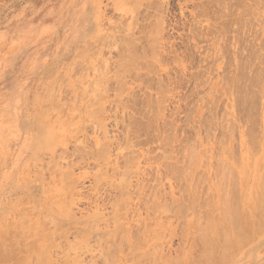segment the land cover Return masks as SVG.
Returning <instances> with one entry per match:
<instances>
[{"label": "rangeland", "instance_id": "1", "mask_svg": "<svg viewBox=\"0 0 264 264\" xmlns=\"http://www.w3.org/2000/svg\"><path fill=\"white\" fill-rule=\"evenodd\" d=\"M126 1L127 0H123V1L121 0H0V160H1L0 161V255H1L0 261L1 264H8L13 256L15 257L19 255L20 251L23 254L20 253V255L18 256L19 258L16 257V259L13 257L14 258L13 261H11L9 264H22V261H24L27 254L29 255L31 249L37 247L38 245L41 246L40 248L42 251L40 259H43L45 256L47 257L50 256L51 259L45 257V260H48V263H52L51 261H53L52 264H107V263L108 264H142V262L144 264H148L149 259H153V258L155 259L156 258L155 256H159V255H160L159 256L160 259L156 260L157 259L156 258L154 261L157 262L154 264H177L176 262L177 259H179L178 264H188L189 263L188 260L190 262L192 260L195 261V262L192 261L189 264H201L200 261H202L203 264H219L220 261L224 259V257L221 254L225 252H226L225 254L228 255L225 256L226 258L228 257L227 260L229 261L230 264H234L237 259L240 260L238 264H250L251 256L254 253L258 255L264 254V230L261 228L262 226L246 225V228H244V232H246V236L243 237L238 235L239 237L238 238L237 234L234 235V233H232L234 232V230L237 231L238 228L236 229V227H232L233 229L231 230L229 225H224L220 223V219H221L220 214H222L223 212L221 211L220 203H222V201H224L228 197V195L236 196V197H239L240 194L243 195L245 198L243 202L247 207V210L248 209L251 210V206L249 203L251 201V198L253 197V193L255 192L253 189L254 187L253 178L255 174L254 164L256 159L258 157L259 158L261 157V153H262L261 144L262 142H264V101L261 103L259 102V104L255 103L256 107L258 105L257 110H255L256 107L253 106L251 114H249V112L245 114L244 111L243 112L240 111V113H238V110H235V107L233 106L234 103H232L231 87L227 86L228 81L223 82L224 79H222L223 75L225 78L229 75L230 72L229 69H231L230 63L232 62V57L230 56V52L231 51L234 52L236 50V49L234 50L233 47L231 48V46L233 45L230 44L229 46V42L226 40L227 38L229 39V41L230 40L233 41L235 39L239 40L242 37L240 36L241 38L238 37L239 38L238 39L235 35H231L230 33L221 34L222 38L220 37L221 35L219 34V32H216V29L214 27L217 26V23L219 27L221 25L220 22L221 21L223 22L224 20L218 17V15L220 16L221 14L219 12L221 8L220 7L219 9H216L214 7H211L209 9L203 8L204 9L203 11V9L201 8L203 7V4L206 0H166V2L164 0H154L155 2H153V0H148V1L134 0L136 1V5L135 3L132 4L131 0H128L129 1L128 3ZM139 1L142 2L140 3ZM150 1H152V3ZM262 1L264 3V0H261L260 5L261 8L263 9L261 8L259 9V13L256 15V19L254 17V19L257 20V22L255 20L254 22L252 19L251 21H253L252 22L253 24L251 23L250 30L245 32L247 34L245 33L241 34L242 36L245 35L246 37L250 34V36H248V38L250 37L249 40H247L248 38L243 37L244 38L243 41H245V43L244 42L242 43V39H241L235 44V46H238V44H243L244 47L245 44L249 45L248 41L249 43H251L252 41L251 33L253 32V29H257L256 28L257 26L258 28L262 29L263 33L261 34L264 35V31H263L264 4L262 5ZM147 2L151 3L153 7H151L152 6L151 5L150 6L151 8L149 9L147 7ZM158 2L161 4L162 2H164L165 4L163 3L164 5L162 4L160 7V4L158 5ZM155 3L157 4V6H159V11L160 8H163L161 9V14L163 13L165 14V16L162 14L161 15L162 18L163 16L164 18L165 17L167 18V19L163 18L164 19L163 21L165 22L163 23V25H161L162 26L161 29H163L161 30V33L162 32L163 33L159 34L157 32L159 35H156L154 37L156 39L153 38L154 33L148 35L146 32H144V30L142 35L145 33L144 34L145 36L143 35L144 39L145 37L147 38L148 36L150 37L151 35V37L154 39L153 41L155 40L157 41V39L159 38L157 43L156 42L155 43L156 44L160 43L161 45L163 44L161 48L160 46L158 48V46L153 42V44L157 46V49H161V50H157L156 48H154L155 46L153 48L151 46L152 52L156 54V52L158 51V53L160 52V54H162L163 48L167 47L168 49H171L168 51V52L171 51L170 52L171 55L169 54L168 56L167 55L164 56L167 61L166 60L164 61L165 58L163 57L164 59L161 62L163 64H161L160 62L157 63L153 59L149 60L150 56H148L146 61H149L150 65L154 67L152 68V66H149L146 69L140 67V64L139 65L137 64L140 67V69L139 67H137L140 72L139 71L138 72L135 71V72L141 74L142 72L144 74L148 73L150 77H152L154 76V74L157 76V73L161 74L162 76H165L164 73L166 71L169 80L163 81L165 82V84H167L166 85L167 89L165 88L166 92L163 91L162 93L160 92L162 91L161 89L160 91H157L155 87L154 88L156 89V91H154L155 89L153 90V87H151L152 89L150 87L145 89L144 87L146 85L145 83H143V81L140 78L139 80L136 79L138 82L134 80L133 77L132 78L124 77L123 79L121 78V80H119L121 76L120 73L121 68H119L116 64V61H114L115 58H117L116 54L118 53L119 49L124 48L125 45L124 39L125 37H128L126 32L131 31L129 29L132 28L137 22L141 20H142L140 23L141 25L137 23L136 24L137 26L135 25L136 27L138 26L140 27L143 24L144 25L146 24L144 23L145 20H143L140 17V16L144 17L143 14L145 13L143 12L147 10L145 12L146 13L150 12L151 14L154 13V11L155 12L158 11V7L155 5ZM143 5H145L148 9L145 8V10H143L144 9ZM164 8L167 10L165 11ZM209 10L211 11V13ZM217 10L219 11L217 12ZM159 11L157 12L156 15L154 14V16L155 17L157 16L156 19L160 20L161 16L159 14L160 13ZM204 14L206 16H204ZM207 14H209V16ZM131 15H133L132 16L133 19ZM134 18L135 19L138 18L136 19L138 21H135ZM130 19H132V21H130ZM152 19H151V24H147L149 27L155 26L154 22L156 19L155 18L153 19L154 22H152ZM211 19L214 20L217 19V20L213 21ZM166 22L168 23V25ZM132 23L135 24L133 25ZM180 23L182 24V26L186 25L185 27H182L183 29H185L184 31L180 30L182 29L181 26H179L181 25ZM257 23H259L260 25H258ZM131 24L133 25L132 27L130 26ZM208 25L210 27H208ZM148 26H146L145 29ZM163 26L166 28L164 29ZM175 26H177L178 28ZM194 27H196L197 29ZM212 28H214L215 30L214 29L212 30ZM233 28H236V25H234ZM133 31L136 30L133 29ZM133 31H131L130 33L134 34ZM212 31H214L213 33L216 32L217 34H215V36L218 35L219 38H221V40L218 37H215ZM191 33H193V36L196 35L197 37L194 36V38H197L198 40L194 39L192 35L190 36ZM199 33H201V35ZM211 34H213L214 38L210 36ZM93 36L97 39H95ZM134 36L136 38L135 44L137 43L139 47L136 46L137 44L135 46L140 51V46L143 43L142 40L143 38L140 37L141 39L140 38L138 39L139 36L137 33H135ZM225 36H226V40L225 43H223L224 42L223 37ZM151 37L150 39H152ZM179 37L182 42L181 45H180L181 42L178 43V41H180ZM186 37L188 38L187 42L184 41L186 40L185 39ZM137 39L140 41V44L139 42H137L138 41ZM212 39H215V42H212L213 41ZM89 40L90 42L95 41L93 42V46L95 45L96 47L92 46V49L94 48L97 49V51L90 50L91 53L93 51L92 53L93 55L91 54V57L90 55H86V57L88 56L89 58H91L90 60L85 56H83L85 53L90 54L88 53V51L85 50L83 51L85 47H88L91 44L89 43ZM104 41L106 43L109 41L108 42L109 44L108 43L104 44L103 45L104 47H102L101 44H103L102 42ZM190 41H191V45L194 46V44H196L197 46L195 45V47H192L193 48L192 49L190 45ZM198 41L202 43H199ZM217 41L218 43L221 42L220 45L217 44ZM145 43L149 44V42H145ZM145 43L142 44L143 47L141 46L143 50ZM175 43L178 44L176 45ZM215 43L217 46L214 48ZM226 43L228 44L229 47V49H227L228 53L227 54L225 53L227 56L228 54L230 56V58L229 56L227 57L228 60L225 59L226 57L225 55L224 58L222 57L224 52L223 54H221L220 52L215 51L219 48V46H223V45L227 46ZM115 44L117 45L119 44L121 47ZM188 44L190 46H188ZM187 46L189 47V50L191 49L190 51L196 53V55L195 54L192 55V56L195 55V57L190 56L192 54L190 51H189L191 53V54L189 53L190 55L186 54L188 51ZM243 46L242 48H240L239 46L238 47L242 49V52L244 51L243 53H245V50H243L244 48ZM179 47L181 50L179 49ZM146 48H147L146 50L151 52L150 51L151 48L149 45L148 47L146 46ZM182 48H184V50L186 49V51L181 53V51H184ZM115 51L117 52L116 54ZM148 51L145 52L147 55H149ZM172 51H175L173 52V54L175 53L176 55L175 58L178 57L177 59H179L180 61L177 59H176L177 61L172 60L174 59L173 57L175 56V55L172 56ZM211 51L213 52V54ZM178 54L182 56L180 57L178 56ZM220 54L223 59L219 56ZM74 55L76 56V58ZM185 55L187 58L188 57L189 58L187 59ZM209 55H211V58L209 57ZM183 56L188 61L186 59L182 60ZM196 56L198 57V59L200 57V59L198 60ZM215 56L216 58H213ZM218 56L219 58H221V60L218 58ZM135 57L138 59L137 55ZM201 58L202 59L207 58V59H205L206 61L205 60L201 61ZM218 59L220 60V62ZM142 60H140L139 58L137 60L138 61L137 63L143 62V64L145 63L147 64L145 59ZM197 60L198 62L199 61L200 62L198 63ZM217 61L218 63H216ZM225 61L229 62V66H227L228 62L226 63ZM155 62L157 64H155ZM168 62L170 64H168ZM189 62L192 63L193 66L192 65L191 66L193 69H191ZM93 64L95 65L98 64V66L97 65L93 66ZM223 64L224 66H222ZM67 65H69L70 67ZM207 65L208 66L210 65L209 67H211L212 65L213 68H208V70H206L208 67ZM261 66H263V64ZM155 67L156 69H158L157 71L159 72L153 70ZM163 67H165V69ZM97 69L100 70L101 72L98 71ZM146 70H152L153 72L156 73H152ZM160 70H162L161 71L162 73L160 72ZM174 70H176V72ZM197 70L203 72L204 75H202L201 73L200 76V73H198L199 71L197 72ZM212 71L215 72L211 73ZM223 71L225 72L223 73ZM97 72H99L101 75H99V73ZM103 72L107 73L105 74L107 78L109 77L112 78L113 76L112 79H108L110 80V82L108 80L106 81V83L102 82L104 80L103 79L101 80L100 76L104 74ZM114 72L117 73V75L114 74ZM177 72L179 74H177ZM193 72L194 73L197 72L196 74L197 75L199 74L198 76L200 78L197 75L196 78L194 75L192 77L191 74ZM62 73L63 76L61 75ZM186 73L188 75L190 73L189 78L187 77ZM172 74L173 75L176 74V78L174 77L172 78L173 76ZM60 75L62 77H60ZM177 76L179 78L182 77V80L181 78L180 80L179 78L177 80ZM153 78L156 83L157 82L160 83L158 80H156L155 76ZM160 78L162 77L160 76ZM171 79L174 81H172ZM175 79L176 82L179 81L177 82L178 87L175 82ZM195 79H197L196 83L193 82L195 81ZM219 79L221 80L222 84L219 83L220 81ZM180 81L183 82L184 85L186 86H184L181 83L182 84L181 87V85L179 84ZM190 82L192 84H190ZM98 83L100 84L98 85ZM223 83L226 84L224 85L225 87L227 86V88H229L226 89L229 92L224 90L225 87L222 86ZM93 84H96V86L98 85L99 89L95 85L94 86L96 89L94 88V86H91ZM88 85L90 86L89 88ZM228 85L230 86V84ZM116 86L121 87V88L118 87V89L121 90L122 94L116 93L115 95L112 92L113 90L114 92H118V91L120 92V90L118 89L116 90L117 88ZM136 87L138 88L137 89L138 91L136 90ZM87 88L88 89L91 88L92 90L91 89H90L91 91L87 90ZM97 89L102 90L104 93L102 91L100 92L97 91ZM139 89L141 90L143 89L142 92ZM150 89L152 92L149 91ZM52 91H54L57 95L54 96V93H52ZM93 91L96 95H98L101 92L102 93L100 94V97L97 96L96 98L95 97L96 95L93 96L94 95V93H92ZM144 91L151 94L150 96H152L151 97L152 99L149 96L151 101L154 102L155 100H157L155 101V104L160 112L159 117H161L158 119V121L160 122V124L158 122V125L159 126L161 125L160 126L161 128L159 127L160 130H158L159 132L157 133V131L155 132L153 130H152L153 132L151 130H150L151 132H149L147 130L149 133H152V135L150 134L149 136L147 135L148 132L145 129H143V127L141 126L144 123L143 118H145L146 119L145 122L148 123V118L149 116H151V113L149 112L147 114L146 113L141 114V112L137 111L138 106L136 107V104L138 105L139 102H140L139 105H141V103L143 104L146 101H148L146 100L147 94L145 93V96L143 94ZM50 92L51 95L54 96V99L52 98V101H50V98L53 96L50 95ZM158 92H160V96L158 95L159 94ZM195 92L198 94L195 95L196 94ZM117 94L119 95L117 96ZM141 94L143 95L141 96ZM85 95L87 98L85 97ZM126 95L127 97L130 96V98L132 99L134 98V101L131 99V101L133 102L130 101L132 105L129 102V97L127 99ZM155 95L158 97L159 100ZM163 95L165 96V98ZM135 97L137 99H135ZM181 97L182 99L183 97H185V102H183L184 99L183 101H179L182 100L180 99ZM40 98H42L41 101L43 104H41ZM161 98L163 99V101H161L162 100ZM88 99L90 102H88ZM60 100L62 102H60ZM204 101H206L205 102L206 104L204 103ZM83 102L85 103L84 106H83ZM117 102L119 103L117 104ZM120 102L124 103L123 106L126 110H123L124 108L121 106L122 103ZM188 102L190 105L188 104ZM182 103L185 104L182 105ZM89 104L92 107H94V111ZM134 104L135 107H132V109L130 108L131 109L130 111L128 107L134 106ZM53 105L55 107H52ZM191 105L193 106L195 105V106L193 107ZM226 105H228L227 106L228 108L226 107ZM202 106L205 107L202 108ZM213 106L216 107L215 110L216 112L213 111L212 113V114L216 113L215 117L213 115L215 119L214 120L212 119V114H209V116L211 117L209 119L213 120V121L211 120V122L216 121L215 123H217L216 119H218L219 122L218 125L215 124L216 126H214L213 125L214 123H212L214 127L211 125V122L207 121L206 119L209 117V116L206 117L207 113H209L208 108L210 109ZM44 107H46V109ZM133 108L137 109L134 110L137 111L138 113L136 112L137 115H135L136 113L133 115L130 113L131 114L130 117L129 116L130 114L128 113L129 111L134 112ZM52 109H54L55 111ZM213 109L215 108L213 107ZM222 109L227 113H223L224 111ZM175 110L178 113H175L176 112ZM204 110H207L208 112H206V114H203L205 112ZM85 113H87L88 115ZM90 113L92 115H90ZM221 113L226 114V116L224 115L223 118L220 117ZM139 114H141L144 117L141 119L142 116H138ZM170 114H173L174 116ZM228 114L230 115V117ZM175 115L177 118L175 117ZM253 115L256 116L257 119L256 117H253ZM238 116L240 118H242L243 116V118L245 117L246 119L248 117V119L247 121L246 119L239 120ZM134 117L135 119L139 120L138 127L142 128V129L136 128L137 129L136 132L135 129H132L135 128L133 127L134 124H130V121L132 122ZM128 120H130L128 123L129 125L125 126ZM175 120L176 122L174 123ZM85 121H86V125H85ZM124 121L126 122L124 123ZM205 121L207 124H205ZM165 122L167 123L169 128L166 126ZM229 124L230 125L232 124L231 126L232 129L234 128V130L230 128L231 126ZM206 125L209 126V129L205 127ZM220 125L225 126V129L220 128L221 127ZM226 125L228 127L230 126L229 129ZM172 129L174 132L172 131ZM227 129L229 132L232 130V132H230V135L227 132ZM138 130L141 131L140 134L139 132H137ZM198 130H200V133ZM216 130L219 132H217ZM145 131L147 132L146 134ZM162 131L163 134H161ZM191 131H193V133ZM164 132H166L167 135L164 134ZM222 132L223 134H221L222 135L221 136L220 133ZM132 133H134L135 136ZM155 133L157 134L160 133V138L158 135H156L157 136L156 137ZM193 134L194 136L191 137V135ZM151 136L154 138H151ZM161 136H163L162 138L164 140L168 139L166 141H169L168 142L169 145L161 138ZM176 136H178V138ZM183 136H185L184 137L185 139L188 137V140H185ZM45 137H49L50 139L48 146L47 144L45 146V143H43V139ZM132 137L134 139H132ZM179 138L180 140H182L183 138V140L180 142ZM160 139H162L163 142ZM215 139L217 140L215 141ZM256 139H258V141ZM123 141L126 143H124ZM250 142L252 144H250ZM233 143L235 144V146L233 145ZM38 144L41 145L40 146L41 148H38L39 147ZM42 144L44 147L42 146ZM101 144L102 145L104 144L103 148L105 145L107 146L105 151L108 149L107 152L108 154H104V153L102 154V152L101 154H98L99 153L98 152L97 153L98 158L94 157L95 151L97 152L98 149L99 150L101 149L100 151L104 150L102 149V147L99 148V145L102 146ZM194 144L196 148L195 146H193ZM165 145L169 147H165ZM187 146H190V148L188 147L189 149H186ZM170 147L173 151L175 150L174 153H172V151L170 153ZM38 149H40L39 152ZM79 150H82L83 153ZM162 150L165 153L168 152V154H171L173 159L171 156L170 158H168L169 155L167 153H166L167 156L164 155L165 153L163 154ZM77 151L79 156L76 155ZM158 154L161 155L160 157L161 160L158 157L159 156ZM101 155L105 156L106 158L104 159V157H102L103 158L102 159ZM232 155L235 157L233 158ZM163 156L165 157L163 158ZM95 158L96 160H94ZM127 159L128 162L130 159V162L128 164L126 162ZM162 160H164L163 163H161ZM165 160L171 166L170 168L166 167V165H168L166 163H165L166 169L163 168L164 165H161L164 164ZM188 163H190V165ZM212 163H215L214 166H212ZM225 163L227 164V167L226 168L224 167L225 171L227 170V168L229 170V171L227 170L228 172H230L231 169L233 170L235 169L233 173H231L233 174L232 176H236L242 168L245 170V172L247 173V177L245 179L246 182H244L243 185L245 186L244 191L243 189L241 190L239 184H237V180L236 182L234 180L232 181V178L234 177H232L230 173L227 174L228 175L227 176L223 174V172L225 171H222V174L220 175V171L223 169L222 165ZM172 166L176 167V169L181 167L179 168L180 170L178 169L180 171V174L179 171H176V169L172 168ZM216 166L219 167L218 170H214L217 168ZM156 169L158 170L156 171ZM182 170L183 173H181ZM215 171H217V173H215ZM237 171L239 172L237 173ZM125 172H126L125 175L127 176L125 175L122 176L120 174V173L124 174ZM166 172H167V176H166ZM181 174L182 175L184 174L183 177H180ZM120 175L122 177H120ZM221 176L228 181L227 182L225 180L226 181L225 184L227 186L224 187V189L226 191L224 189L222 190V197L224 195L225 198L220 197L221 196L220 190L221 188H223L222 182L224 181L222 180L221 182L220 179ZM199 178L201 179V181ZM197 179L199 182L196 181ZM196 182L198 186L197 185L195 186ZM64 183H66L67 185L65 184L66 185L65 186ZM62 184L66 187L65 189ZM200 184L202 187L199 186ZM122 185L124 189H121L123 188ZM184 186L185 188H183ZM115 187L117 188L120 187L119 188L120 190L115 189ZM175 187L176 188L178 187V189L176 190ZM186 187L188 189H186ZM234 187L237 188L235 189L237 190L235 191V193L233 189ZM230 188L232 193L229 192ZM191 189L194 192L191 191ZM198 189H200V191H198ZM178 190L182 191V192L180 191L181 196L179 195L180 192H178ZM239 190L241 191L239 192ZM175 192L178 194H176ZM197 192H199V194ZM172 200L175 202H177L176 200H179V202L176 204L173 203L172 205L171 203L173 202ZM183 200L184 202L185 200L189 201L187 203L190 207L188 205L186 206V202L185 203L182 202ZM201 201H204L205 203L204 202L201 203ZM61 202H63L64 206L66 204L67 205L65 207H62ZM129 202L132 204L130 205ZM151 205H153V207ZM205 205L206 206L210 205L211 207L208 206L206 207ZM155 206L157 207L154 208ZM191 206L196 207L195 215H192L193 208ZM187 207H189L191 210H189V208L187 209ZM65 208L66 209L71 208V209L65 210ZM223 208L224 207L222 206V210ZM204 209L206 210V214H209L211 218L210 219L211 226H208L210 225V222L209 224H207V226L205 225L206 223H208L207 219L209 218L207 217L206 219L207 222H206V220H204L203 217L204 214L201 215L202 211L204 213ZM148 210H150V214ZM62 211L64 212V214L62 213ZM169 211H171L172 213ZM69 212L71 214H68ZM138 212L139 215L137 214ZM168 212H169V216L166 215V213L168 214ZM176 213L179 218L176 217L177 216ZM89 214L91 216L93 215V218ZM64 215L67 216V217L65 216L67 220L65 219V217H63ZM94 215L96 217H94ZM101 215H103V217ZM193 216H195L196 218L194 219ZM199 216H202L203 219ZM51 217L57 220L55 221ZM197 217L198 219L200 218L199 222ZM48 218L50 219L48 220ZM144 218L146 219L144 220ZM147 219L149 221H147ZM171 219L173 220L171 221ZM168 220H170V223ZM178 220L181 221L179 222ZM192 220L194 221L197 220V221L194 222ZM201 220L203 223L201 222ZM42 221L46 225L44 223L42 224ZM46 221L48 222L46 223ZM50 221L52 224L49 223ZM61 222L63 225L61 224ZM117 223L121 224L123 226V227L121 226L123 229L128 228V231L131 230L132 234H135L134 231H136V234L138 235V240L141 241L140 242L141 244L139 245L137 244V239L132 241L133 243H131L130 247H129L130 242H128L129 243L128 244L126 243L127 241H121L120 243L112 242L105 235V232L114 231L115 230L114 225H118ZM182 223H183V227H182ZM147 224L150 225V227ZM214 224H216V226H214ZM107 228L110 230H108ZM251 228L256 231V234L255 231L254 230L252 231ZM201 229L203 230L205 229V231H202V233H200ZM260 229L263 231H261ZM169 230L170 232H168ZM195 230L196 231L200 230V231L196 233ZM222 230L224 231L223 233L228 234L227 242L223 240V237L226 236V234L223 235L221 233ZM102 233H104L103 236H101ZM203 233L205 234L204 236L201 235ZM206 234L208 236H206ZM199 235L201 237H204L205 239L204 245L207 243L208 240L211 249L208 248V245L207 246L205 245L204 247H200L203 245L202 243L204 241L202 240V238L201 240L199 239L200 238ZM159 236H161V238ZM148 237H150V239H148ZM209 237L211 238L212 241L211 240L209 241L210 239ZM217 237L218 239L216 240ZM157 238L158 240H156ZM240 239L241 240L243 239V241L246 240L245 242L242 241L243 244L242 247L239 241ZM225 240L227 239L225 238ZM201 241L203 242L200 243ZM75 242L77 244H74ZM153 243L156 245H154ZM164 243H166L167 245ZM222 243H223L222 246L223 249L221 248ZM224 243L226 244V246L224 245ZM158 244L160 245V247L158 246ZM87 245H89V247ZM230 245L233 247H231ZM15 246L17 249L15 248ZM132 246L134 248V251H131L133 250ZM234 247L237 248L233 249ZM250 248L251 251L249 252V254L246 252L244 255L238 257V253L243 252V250H247V249L250 250ZM13 249L14 251L12 252ZM222 250L223 252H221ZM102 251H104V253ZM144 251H147V254L149 253V255H153V258L148 257V259L147 258L145 259L146 252ZM133 252L135 254L137 253L136 255L139 254L138 257H136V255L133 254ZM219 252H221L220 255L222 257L218 256L217 253ZM107 253H109V255H106ZM141 253L142 255H140ZM31 255L32 253L30 254V256ZM196 255L199 258L198 261H196L197 260ZM163 257L165 260L163 259ZM243 257L246 258V261L241 262ZM6 260H8L9 262L8 261L6 262ZM164 261H166L167 263ZM228 261L225 263V261L223 260V262L220 264H228ZM33 263L35 262L33 261ZM151 264L153 263L151 262Z\"/></svg>", "mask_w": 264, "mask_h": 264}, {"label": "bare ground", "instance_id": "2", "mask_svg": "<svg viewBox=\"0 0 264 264\" xmlns=\"http://www.w3.org/2000/svg\"><path fill=\"white\" fill-rule=\"evenodd\" d=\"M121 1H123V0H121ZM132 1V4L133 3H135V5H136V1H134V0H131ZM134 1V2H133ZM146 1V0H145ZM148 1V0H147ZM165 2H166V0H164ZM127 3L129 2L128 0L126 1ZM140 2V1H139ZM138 2V3H139ZM142 2V1H141ZM140 2V3H141ZM151 3H152V1H150ZM153 2H155L154 0H153ZM137 3V4H138ZM151 3H148L147 2V7L150 9L151 7H153V5L151 4ZM164 2H162V4H163ZM198 3V2H197ZM154 4V3H153ZM160 4V7H161V3H159L158 2V5ZM165 4V3H164ZM163 4V5H164ZM261 0H206L205 2H204V4H203V7L201 8V9H203V8H211V7H214V8H216V9H219V7L221 8V10L219 11V10H217V12L219 11L221 14H220V16L218 15V17H220V19H224L223 20V22L221 21L220 23H221V25L218 27V23H217V26H211V27H214L215 29H216V32H219V34L221 35V34H224V33H230L231 35H235L237 38L239 37V38H241L242 39V43L244 42L245 43V41H243V39L244 38H248V36H250V34L246 37L245 35L244 36H242L241 34H243V33H245L246 31H249L250 30V28H251V23L256 19V15L259 13V9L261 8ZM264 3H263V1H262V5H263ZM145 5H146V3H145ZM145 5H143L144 6V9L143 10H145V8H147ZM152 5V6H151ZM155 5L157 6V4L155 3ZM197 5V4H196ZM140 6V5H139ZM151 6V7H150ZM137 7V6H136ZM142 7V6H141ZM158 7V11H159V6H157ZM197 7V6H196ZM263 7V6H262ZM139 8V7H138ZM147 8V9H148ZM156 8V7H155ZM161 9H163V8H160V16L163 14H161ZM197 9H199V8H197ZM261 9H263V8H261ZM124 10V9H123ZM142 10V9H141ZM154 10V9H153ZM152 10V11H153ZM164 10L166 11L167 9H165L164 8ZM170 10V9H169ZM145 11H147V10H145ZM143 12V13H145V14H143L144 15V17L143 16H140L139 14V16L143 19V20H145V22L144 23H146L145 25L146 26H148L147 24H151V19L154 17L155 19L157 18V16L155 17L154 16V14L156 15L157 14V12H155L154 11V13H151V14H153V15H151L150 14V12ZM164 11V12H165ZM203 11H204V9H203ZM210 11V10H209ZM123 12V11H122ZM137 12H138V9H137ZM260 12H261V10H260ZM131 13V12H130ZM141 13V12H140ZM200 13H201V11H200ZM210 13H211V11H210ZM216 13V12H215ZM132 14V13H131ZM213 14V13H212ZM217 14V13H216ZM215 14V15H216ZM164 16H165V14H163ZM201 15H203V14H201ZM208 16H209V14H207ZM214 15V14H213ZM129 16V15H128ZM133 15H131V17H132ZM139 16H138V18H139ZM159 16V15H158ZM164 16H163V18H164ZM204 16H206L205 14H204ZM130 17V16H129ZM214 17H216V16H214ZM254 17H255V19H254ZM138 18H136V19H138ZM141 18H140V20H141ZM153 18V19H154ZM159 18V17H158ZM161 18H162V16H161ZM160 18V20L159 19H156L155 20V22L153 21V19H152V22H154L155 23V26H151V27H147L146 29H145V25L143 24L142 26H138V27H136L137 25V23L138 24H140L141 23V21H139V22H137L136 24L135 23H132L130 26L132 27V28H128L129 30H131V31H133V29L134 30H136V31H133L134 32V34L135 33H137L138 34V39L141 37V38H143L145 35V33L142 35V33H143V30H144V32H146L148 35L149 34H153L154 33V35H153V38L156 36V35H159L160 33H161V30H163V29H161V25H163V23L165 22V21H163L164 19H167L166 17L163 19H161ZM259 18V17H258ZM257 18V19H258ZM132 19H133V17H132ZM132 19H130V21H132ZM135 18H134V20L135 21H138V20H136ZM253 19V21H251ZM188 20V19H187ZM206 20H208V19H206ZM211 20H213V21H215V20H217V19H211ZM129 21V20H128ZM129 21V22H130ZM134 21V22H135ZM159 21V22H158ZM256 22H257V20H255ZM254 21V22H255ZM167 23V22H166ZM182 23V22H181ZM180 23V24H181ZM219 23V24H220ZM261 23V22H260ZM183 24V23H182ZM182 24L181 25H179V26H181V28L182 27H185L186 25H184V26H182ZM253 24V23H252ZM258 25H260L259 23H257ZM141 25V24H140ZM167 25H168V23H167ZM175 25V24H174ZM192 25H194V24H192ZM234 25H236V28H233V26ZM178 26V25H177ZM177 26H175V27H177ZM77 27V26H76ZM164 27V26H163ZM193 27V26H192ZM208 27H210L209 25H208ZM218 27V28H217ZM260 27V26H259ZM136 28V29H135ZM166 27H164V29H165ZM178 28V27H177ZM180 28V27H179ZM194 28H196V27H194ZM214 28H212V30L214 29ZM253 28V27H252ZM257 29H253V32L251 33V36H252V41H251V43H249V41H248V44L249 45H247V44H245V47L243 46V44H238V46L240 47V48H242V46L244 47L243 48V50H245V53H243L242 52V49H240L238 46H235V44L239 41V40H241V39H239V40H237V39H235V40H233V41H229V39L227 38V40H226V36L225 37H223L224 39V42H223V40H222V42L223 43H225V40L226 41H228L229 42V46H230V44H232L233 46H231V48L233 47L234 48V52L233 51H231L230 52V56L232 57V62L230 63V67H231V69H229V75L226 77V78H228V79H226L225 77H224V75L222 76L223 78L222 79H224L223 80V82L225 81V82H227L228 81V84H230V86L227 84V86L228 87H231V90H232V103H234L233 104V106L235 107V110H238V113H240V111L241 112H245V114L246 113H248L249 112V114H251V112H252V109H253V106H255L256 107V104L255 103H257V104H259V102L261 103V102H263L264 101V85H263V83H264V35L263 34H261V33H263L262 32V29H260V28H258V26L256 27ZM108 29V28H107ZM197 29V28H196ZM196 29H195V31H196ZM208 29V28H207ZM211 29V28H210ZM214 29V30H215ZM180 30H182V31H184L185 29H180ZM190 30H192V29H190ZM189 30V31H190ZM200 30V29H199ZM131 31H128V32H126L127 33V36L128 37H125V41H124V43H125V45H124V48H122V49H119V47H118V49H119V51H118V53L115 51V54L117 55H115L117 58H115V60L114 61H116V64H117V66L119 67V68H121V76H120V78L119 77H117V78H119V80H121V78L123 79L124 77H129V78H134V80H136V79H138L139 80V78L143 81V83H145V89L146 88H151V87H153V90L156 88L157 89V91H160V89L162 90V91H160L161 93L163 92V91H165V88H166V85L167 84H165V82H163V81H166V80H169V78L167 77V73H166V71H165V73H164V75L165 76H162L161 74H158L157 73V76L154 74V76H155V78H156V80H158L160 83H156L155 82V80H154V76H152V77H150V75L148 74V73H146V74H144L143 72H142V74L141 73H136L135 71H139L138 70V68L137 67H139L138 65L140 64V67H143V68H148L149 66H152V65H150V63H149V61H146V59H147V57L148 56H150V59L149 60H151V59H153V60H155L157 63H161L162 61H163V59L165 58L164 56H168L169 54H170V52H168L169 50H171V49H168L166 46V48H163V50H162V54H160V52L158 53V51L156 52V54L154 53V52H152V48L155 46L154 44H156L157 43V41H158V36H157V41L155 40V41H153L154 39H156V38H152L151 37V35H150V37L152 38V39H150V37L148 36L147 38L145 37V39L143 38L142 40H143V43H145V42H149V44L147 43H145V45H144V50H143V43L141 44V46H140V51L136 48V46H138L139 47V45L137 44H135V42H136V38H135V36H134V34L133 33H130ZM138 31V32H137ZM202 31V30H201ZM264 31V30H263ZM77 32V31H76ZM149 32V33H148ZM159 34H158V33ZM191 32V31H190ZM203 32V31H202ZM206 32V31H205ZM211 32V31H210ZM214 31H212V33H213ZM213 33L214 34V36H215V34H217V33ZM141 33V34H140ZM163 33V32H162ZM161 33V34H162ZM207 33V32H206ZM248 33H250V32H248ZM200 35H201V33H199ZM198 34V35H199ZM213 34H211L210 36L211 37H213L214 38V36H213ZM245 34H247V33H245ZM141 35V36H140ZM185 35V34H184ZM192 35V37L194 38V36H196V35H194L193 36V33H191L190 34V36ZM208 35V34H207ZM229 35V34H228ZM147 36V35H146ZM164 36V35H163ZM209 36V37H210ZM241 36V37H240ZM94 37V36H93ZM102 37V36H101ZM110 37V36H109ZM114 37V36H113ZM187 37H189V36H187ZM185 38L186 40H184V41H186L187 42V40H188V38ZM197 37V36H196ZM199 37V36H198ZM215 37H218L219 38V36L218 35H216ZM221 38H222V35L220 36ZM228 37V36H227ZM244 37V38H243ZM74 38H75V36H74ZM92 38V37H91ZM95 38V37H94ZM93 38V39H94ZM98 38H100V37H98ZM140 38V39H141ZM191 38V37H190ZM221 38H219L220 40H221ZM250 38V37H249ZM249 38L247 39V40H249ZM95 39H97V38H95ZM94 39V40H95ZM120 39V38H119ZM137 39V40H138ZM148 39H149V41H148ZM179 39H180V37H179ZM194 39H196V40H198L197 38H194ZM90 40H92V39H90ZM90 40H89V43H91L88 47H85L84 49H83V51L85 50V51H88V53H90V54H87V53H85L83 56H85L86 57V55H90V57H91V54L93 53V51L94 50H96L97 51V49L96 48H94V49H92V46H93V42H95V41H91L90 42ZM99 40V39H98ZM141 40V41H142ZM161 40V39H160ZM166 40V39H165ZM196 40H193V41H196ZM202 40V39H201ZM200 40V41H201ZM213 41L212 42H215V39H212ZM246 40V41H247ZM107 41V40H106ZM110 41V40H109ZM108 41V42H109ZM151 41V42H150ZM177 41V40H176ZM205 41V40H204ZM203 41V42H204ZM219 41V40H218ZM218 41H217V44H219L220 45V43H218ZM100 42V41H99ZM98 42V43H99ZM105 42V41H104ZM104 42H102L103 44H101L102 45V47H104L103 45L104 44H107L106 42L104 43ZM120 42H121V40H120ZM137 42H139V44H140V41L138 40ZM153 42H154V44H153ZM156 42V43H155ZM179 42H181V39H180V41H178V43ZM189 42V41H188ZM199 42V41H198ZM227 42V43H228ZM101 43V42H100ZM150 43H151V45H150ZM178 43H175L176 45L178 44ZM199 43H202V42H199ZM205 43V42H204ZM226 43V45L227 46H225V45H223V46H219V48L217 49V50H215L216 52H220L221 54H223V52H224V54L222 55V57L224 58L225 56V59H227V57L229 56V54H228V56L226 55L228 52H227V49H229V47H228V44ZM97 44V43H96ZM109 44V43H108ZM113 44V43H112ZM160 43H158V44H156L157 46H158V48H159V46H160V48H161V46L163 45H159ZM169 44V43H168ZM167 44V45H168ZM175 44H174V46H175ZM182 44V42L180 43V45ZM193 44H194V42H193ZM86 45V44H85ZM99 45V44H98ZM115 45H117V44H115ZM136 45V46H135ZM148 45L150 46V48H151V46H152V48H151V52H149L148 50H146L147 48H146V46L148 47ZM172 45V44H171ZM190 45H191V41H190ZM189 44H188V46H190ZM195 45L196 44H194V46L193 45H191V48L192 47H195ZM214 45V44H213ZM242 45V46H241ZM95 46V45H94ZM93 46V47H94ZM108 46V45H107ZM107 46H105V47H107ZM117 46H120L119 44L117 45ZM135 46V47H134ZM157 46H155L154 48H156L157 49ZM170 46V45H169ZM179 46V45H178ZM187 46V47H188ZM197 46V45H196ZM217 45H216V43H215V45H214V48L216 47ZM84 47V46H83ZM96 47V46H95ZM98 47V46H97ZM109 47V46H108ZM121 47V46H120ZM181 47V46H180ZM180 47H179V49H180ZM186 47V48H187ZM207 47V46H206ZM86 48H87V50H86ZM89 48V49H88ZM91 48V49H90ZM142 48V49H141ZM149 48V49H150ZM178 48V47H177ZM80 49V48H79ZM117 49V50H118ZM183 50H184V48H182ZM193 49V48H192ZM201 49H202V47H201ZM213 49V48H212ZM90 50H93L92 51V53L90 52ZM142 50V51H141ZM157 50H161V49H157ZM181 50V49H180ZM191 50V49H190ZM189 50V47H188V51H187V55L189 54L190 56H192L193 54H195L196 55V53H194V52H192V51H190ZM146 51H148V54L149 55H147L145 52ZM153 51H154V49H153ZM179 51V50H178ZM186 51V49L184 50V51H181V53L182 52H185ZM190 51V52H189ZM173 52H175V51H172V56H174L175 55V53L173 54ZM212 52V51H211ZM210 52V53H211ZM111 53V52H110ZM180 53V54H181ZM198 53V52H197ZM215 53V52H214ZM226 53V54H225ZM199 54V53H198ZM202 54V53H201ZM212 54H213V52H212ZM211 54V55H212ZM221 54L219 55L220 57H221ZM93 55V54H92ZM101 55H102V53H101ZM105 55V54H104ZM137 55V57H138V59L140 58V60H142V59H145V61L147 62V64L145 63V64H143V62L141 63V62H139V63H137L138 61V59L135 57ZM171 55V54H170ZM195 55L194 56H192V57H195ZM211 55H209V57L211 58ZM225 55V56H224ZM75 56V55H74ZM83 56H81V57H83ZM106 56V55H105ZM178 56H180L179 54H178ZM182 56V55H181ZM180 56V57H181ZM198 56V55H197ZM196 56V58L198 59V57ZM200 56V55H199ZM219 56H218V58H219ZM230 56H229V58H230ZM94 57V56H93ZM135 57V58H134ZM164 57V58H163ZM176 57V55L173 57L174 59H172L173 61L174 60H176L177 58H175ZM185 57H186V55H185ZM184 56H183V58H182V60L183 59H186ZM208 57V58H209ZM221 57V58H222ZM75 58H76V56H75ZM78 58H79V56H78ZM86 58H88L89 60L91 59V58H89L88 56L86 57ZM85 58V59H86ZM189 58V57H188ZM187 58V59H188ZM209 58V59H210ZM213 58H216V56L215 57H213ZM221 58H219L220 60H221ZM222 58V59H223ZM81 59H83V58H81ZM111 59V58H110ZM159 59H160V61H159ZM186 59V60H187ZM199 59H200V57H199ZM198 59V60H199ZM205 59H207V58H205ZM205 59H202L201 58V61L203 60H205ZM218 59V60H219ZM98 60H100V59H98ZM104 60H106V59H104ZM166 60V58L164 59V61ZM177 60H179V59H177ZM176 60V61H177ZM192 60V59H191ZM198 60H197V62H198ZM211 60V59H210ZM212 60H215V59H212ZM220 60H219V62H220ZM228 60V59H227ZM143 61V60H142ZM144 61V62H145ZM167 61V60H166ZM180 61V60H179ZM188 61V60H187ZM186 61V62H187ZM193 61V60H192ZM191 61V62H192ZM206 61V60H205ZM136 62V63H135ZM155 62V64H157ZM172 62V61H171ZM183 62V61H182ZM191 62H189V65L191 66L192 65V63ZM194 62V61H193ZM200 62V61H199ZM198 62V63H199ZM226 62V61H225ZM228 62V61H227ZM226 62V63H227ZM90 63V62H89ZM98 63V62H97ZM149 63V64H148ZM197 63V64H198ZM216 63H218V61L216 62ZM68 64V63H67ZM75 64V63H74ZM77 64V63H76ZM87 64V63H86ZM91 64V63H90ZM99 64V63H98ZM98 64H96L97 66H98ZM138 64V65H137ZM161 64H163V63H161ZM165 64H166V62H165ZM168 64H170L169 62H168ZM220 64H222V63H220ZM263 64V66H261ZM66 65V64H65ZM70 65H71V63H70ZM80 65V64H79ZM95 64H93V66H94ZM95 65V66H96ZM159 65V64H158ZM219 65V64H218ZM67 66H69V65H67ZM75 66V65H74ZM100 66V65H99ZM160 66V65H159ZM193 66V65H192ZM192 66H191V69H193L192 68ZM195 66V65H194ZM208 66V65H207ZM207 66H204V67H207ZM210 66V65H209ZM207 67V69L206 70H208V68H213V66L211 65V67ZM221 66V65H220ZM222 66H224V64L222 65ZM225 66H226V64H225ZM227 66H229V62L227 63ZM227 66H226V68H227ZM70 67V66H69ZM87 67V66H86ZM89 67V66H88ZM106 67V66H105ZM104 67V68H105ZM140 67H139V69H140ZM154 66H152V68H153ZM181 67H183V66H181ZM198 67V66H197ZM216 67H218V66H216ZM107 68V67H106ZM119 68H118V70H119ZM164 69H165V67H163ZM189 68V67H188ZM203 68V67H202ZM229 68V67H228ZM79 69V68H78ZM100 69H102V68H100ZM117 69V68H116ZM196 69V68H195ZM219 69V68H218ZM80 70V69H79ZM98 70V69H97ZM153 70H155L156 72H159V71H157L158 69H156V67L153 69ZM170 70V69H169ZM213 70V69H212ZM228 70V69H227ZM98 71H100V70H98ZM104 71V70H103ZM107 71V70H106ZM117 71V70H116ZM142 71V70H141ZM146 71H150V72H152V73H156V72H153L152 70H146ZM162 70H160V72H161ZM175 72H176V70H174ZM199 70H197V72H198ZM211 71V70H210ZM96 72V71H95ZM101 72V71H100ZM108 72V71H107ZM110 72V71H109ZM118 72V71H117ZM140 72V71H139ZM145 72V71H144ZM197 72H193L191 75H192V77H193V75L195 76V78L199 75H197L196 73ZM213 72H215V71H212L211 73H213ZM222 72V71H221ZM225 71H223V73H224ZM97 73H99V72H97ZM104 73V72H103ZM151 73V74H152ZM162 73V72H161ZM173 73V72H172ZM179 73H180V71H179ZM178 72H177V74H179ZM198 73H200V76H201V73H202V75H204V73L203 72H198ZM222 73V74H223ZM90 74V73H89ZM105 74H107V73H104L102 76H100V79L102 80H104V81H102V82H104V83H106V81L108 80V79H112L113 78V76H112V78L111 77H109V78H107V76H105ZM109 74V73H108ZM113 74V73H112ZM114 74H116L117 75V73H115L114 72ZM171 74V73H170ZM169 74V75H170ZM187 74V73H186ZM207 74V73H206ZM215 74V73H214ZM62 76H63V73L61 74ZM60 75V77H62ZM93 75H94V73H93ZM98 75V74H97ZM99 75H101L100 73H99ZM153 75V74H152ZM173 75V74H172ZM197 75V76H196ZM221 75V74H220ZM119 76V75H118ZM160 76L162 77V78H160ZM181 76H182V74H181ZM186 76V75H185ZM189 76H190V73H189V75L187 74V77L189 78ZM211 76H212V74H211ZM215 76V75H214ZM99 77V76H98ZM158 77V78H157ZM176 78V74H174L173 76H172V78ZM192 77H191V79H192ZM199 77V76H198ZM95 78H97V77H95ZM117 78H116V80H117ZM178 76H177V80H178ZM181 78V80H182V77H180ZM180 78H179V80H180ZM186 78V77H185ZM200 78V77H199ZM198 78V79H199ZM205 78V77H204ZM214 78V77H213ZM212 78V79H213ZM114 79H115V77H114ZM191 79H188V80H191ZM220 79H221V77H220ZM219 79V80H220ZM62 80V79H61ZM101 80H100V83H101ZM154 80V81H153ZM172 80V79H171ZM187 80V81H188ZM196 80L197 79H195V81H193V82H195L196 83ZM98 81V80H97ZM109 82H110V80H108ZM113 81H115V80H113ZM137 81V80H136ZM136 81H134V82H136ZM172 81H174V80H172ZM187 81H186V83H187ZM53 82V81H52ZM63 82H64V80H63ZM62 82V83H63ZM77 82V81H76ZM88 82V81H87ZM133 82V83H134ZM138 82V81H137ZM140 82V81H139ZM175 82H176V79H175ZM175 82H172V83H175ZM177 82H179V81H177ZM176 82V84H177V87H178V83ZM184 82H185V80H184ZM192 82V81H191ZM190 82V84H192ZM94 83H96V82H94ZM100 83H98V85L100 84ZM142 83V84H143ZM163 83H164V85H163ZM184 85V83L183 82H181L180 81V85H181V87H182V84ZM185 83V84H186ZM219 83H221V80L219 81ZM137 84V83H136ZM171 84V83H170ZM222 84V83H221ZM96 86V84H93V85H91V86ZM98 85L96 86V87H98ZM102 85V84H101ZM175 85V84H174ZM173 85V86H174ZM193 85H195V84H193ZM224 85H226V84H224L223 83V85L222 86H224ZM55 86V85H54ZM95 86H94V88H95ZM126 86V85H125ZM176 86V85H175ZM184 86H186V85H184ZM227 86L225 87V89L224 90H226V89H229V88H227ZM65 87V86H64ZM90 86L88 85V88H89ZM117 88H116V90L118 89V87L119 86H116ZM137 87H138V85H137ZM136 87V90L138 89ZM141 87H142V85H141ZM140 87V88H141ZM155 87V88H154ZM164 89H163V88ZM49 88H51V87H49ZM48 88V89H49ZM87 88V90H90V89H88ZM115 88V87H114ZM119 88H121V87H119ZM132 88H134V87H132ZM174 88H176V87H174ZM180 88V87H179ZM178 88V89H179ZM185 88V87H184ZM183 88V89H184ZM194 88V87H193ZM96 89V88H95ZM98 89H99V87H98ZM97 89V91H102V90H98ZM103 89V88H102ZM104 89H106V88H104ZM152 89V88H151ZM151 89L149 90V91H151ZM156 89L154 90V91H156ZM167 89V88H166ZM42 90V89H41ZM65 90V89H64ZM92 90V89H91ZM90 90V91H91ZM115 90V91H116ZM118 90H120V89H118ZM141 92H142V90L141 89H139ZM170 90V89H169ZM175 90V89H174ZM95 91V90H94ZM94 91L92 92V93H94ZM123 91V90H122ZM138 91V90H137ZM140 91H139V93H140ZM182 91V90H181ZM195 91V90H194ZM226 91H228V90H226ZM103 92V91H102ZM101 92V93H102ZM107 92H108V90H107ZM115 95H116V93H119V94H122V92H121V90H120V92L118 91V92H114V90L112 91ZM152 92V91H151ZM160 92H158L159 94V96H160ZM166 92V91H165ZM169 92V91H168ZM171 92V91H170ZM229 92V91H228ZM43 93V92H42ZM52 93H54V96L55 95H57L54 91H52ZM101 93H97L98 95H96L95 93H94V95L93 96H95L96 98H97V96L98 97H100V94ZM104 93V92H103ZM145 93L147 94L146 95V97H147V99L146 100H148V101H146L145 103H141V105H139L140 104V102L138 103V105L136 104V107L138 108V110L137 109H135V108H133V110L135 109V110H137V111H139V112H141V114H147V113H151V116H149V118H148V123H146L145 122V118H143L144 116H142L141 114H139L138 116H142L141 117V119L143 118V120H144V123H143V125L141 126V127H143V129H145L146 131L148 130L149 132H151L152 130L153 131H157V133L159 132L158 130H160V126L158 125V119L159 118H161V117H159L160 116V112H159V110H158V108H157V106H156V104H155V101H157V100H155L154 102L153 101H151L150 100V98L152 97V96H150L151 94L150 93H147V92H145L144 91V96H145ZM196 93V92H195ZM200 93V92H199ZM46 94V93H45ZM113 94V95H114ZM119 94H117V96L119 95ZM127 94V93H126ZM143 94H141V96L143 95ZM163 94H165V93H163ZM198 93H196L195 95H197ZM213 94V93H212ZM42 95V94H41ZM49 95V94H48ZM50 95H51V92H50ZM49 95V96H50ZM90 95V94H89ZM91 95V96H92ZM104 95V94H103ZM103 95H101V96H103ZM105 95H106V92H105ZM104 95V96H105ZM128 95V94H127ZM127 95H126V97H127ZM139 95V94H138ZM138 95H136V96H138ZM157 95V94H156ZM155 95V96H156ZM44 96V95H43ZM51 96H53V95H51ZM54 96L53 97H51L50 98V101H52V98L54 99ZM112 96V95H111ZM149 96H150V98H149ZM164 96V95H163ZM224 96V95H223ZM85 97H86V95H85ZM84 97V98H85ZM94 97V98H95ZM106 97V96H105ZM115 97V96H114ZM129 97V102L131 101V99L132 98H130V96H128ZM128 97H127V99H128ZM140 97V96H139ZM157 97V96H156ZM155 97V98H156ZM162 97V96H161ZM47 98H49V97H47ZM46 98V99H47ZM79 98V97H78ZM87 98V97H86ZM90 98V97H89ZM95 98V99H96ZM104 98V97H103ZM123 98H124V96H123ZM164 98H165V96H164ZM114 99V98H113ZM135 99H137L136 97H135ZM152 99V98H151ZM157 99H158V97H157ZM162 99V98H161ZM160 99V100H161ZM180 99H182V97L180 98ZM183 99H184V101H183ZM183 99L182 100H179V101H183V102H185V97H183ZM42 100V98H40V101ZM68 100V99H67ZM117 100V99H116ZM133 101H134V98L132 99ZM159 100V99H158ZM126 101V100H125ZM124 101V102H125ZM133 101H131V102H133ZM161 101H163V99L161 100ZM228 101H229V98H228ZM60 102H62L61 100H60ZM71 102V101H70ZM69 102V103H70ZM88 102H90L89 101V99H88ZM114 102V101H113ZM127 102H128V100H127ZM130 102V104L132 105V103ZM142 102V101H141ZM206 101H204V103H205ZM224 102V101H223ZM119 102H117V104H118ZM120 103H122V102H120ZM181 103V102H180ZM187 103V102H186ZM203 103V104H204ZM41 104H43L42 103V101H41ZM84 102H83V106H84ZM88 104V103H87ZM92 104V103H91ZM123 104L124 103H122V107L124 108V106H123ZM126 104V103H125ZM183 104H185V103H182V105ZM188 104H189V102H188ZM192 104V103H191ZM206 104V103H205ZM204 104V105H205ZM90 105V104H89ZM93 105V104H92ZM101 105V104H100ZM163 105V104H162ZM181 105V104H180ZM181 105V106H182ZM190 105V104H189ZM188 105V106H189ZM87 106V105H86ZM91 106V105H90ZM89 106V107H90ZM94 106H95V103H94ZM191 106H193V105H191ZM191 106H190V108H191ZM195 106V105H194ZM193 106V107H194ZM208 106V105H207ZM228 105H226V107H227ZM36 107V106H35ZM52 107H55L54 105L52 106ZM60 107V106H59ZM75 107V106H74ZM97 107V106H96ZM100 107V106H99ZM132 107H135V104H134V106H131V107H128V109H132ZM200 107V106H199ZM205 106H202V108H204ZM213 107L215 108V109H213ZM213 107H211L210 109H211V111H210V109L208 108V111H209V113H207V116L206 117H208L209 116V114H212L213 113V111H215L216 110V107L215 106H213ZM257 107H258V105H257ZM257 107H256V109L255 110H257ZM45 109H46V107H44ZM91 108H93V111H94V107H92L91 106ZM228 108V107H227ZM233 108V107H232ZM36 109V108H35ZM61 109H63V108H61ZM67 109V108H66ZM96 109V108H95ZM131 109H130V111H131ZM173 109V108H172ZM175 109V108H174ZM187 109V108H186ZM42 110H43V107H42ZM52 110H54V109H52ZM57 110V109H56ZM91 110V109H90ZM100 110V109H99ZM98 110V111H99ZM123 110H126L125 108L123 109ZM132 110V111H133ZM134 110V112H130L129 111V113L128 114H135L137 111H135ZM154 110H156V111H154ZM178 110V109H177ZM184 110H185V108H184ZM223 110V109H222ZM221 110V111H222ZM228 110V109H227ZM254 110V111H255ZM35 111V110H34ZM55 111V110H54ZM89 111V110H88ZM117 111V110H116ZM173 111V110H172ZM176 111V110H175ZM179 111V110H178ZM191 111H192V109H191ZM202 111V110H201ZM205 112L203 113V114H206V112H208L207 110H204ZM224 111V110H223ZM234 111V110H233ZM126 112V111H125ZM216 112V111H215ZM39 113H40V111H39ZM47 113H49V112H47ZM58 113V112H57ZM64 113V112H63ZM89 113V112H88ZM92 113V112H91ZM90 113V115H92ZM97 113V112H96ZM113 113V112H112ZM138 113V112H137ZM137 113L135 114V115H137ZM175 113H178L177 111L175 112ZM223 113H227V112H223ZM237 113V114H238ZM44 114V113H43ZM85 114H87V113H85ZM122 114V113H121ZM131 114L129 115L130 117H131ZM215 114L216 113H214V114H212V119L214 120L215 118ZM222 114V113H221ZM220 114V117H222L223 118V116L225 115L226 116V114H222L221 115ZM35 115V114H34ZM38 115V114H37ZM88 115V114H87ZM116 115V114H115ZM158 115V116H157ZM170 115H173V114H170ZM184 115V114H183ZM187 115V114H186ZM213 115H214V117H213ZM229 115V114H228ZM235 115V114H234ZM255 115V114H254ZM253 115V117H256V116H254ZM256 115H257V113H256ZM47 116V115H46ZM148 116V115H147ZM174 116V115H173ZM199 116H200V114H199ZM203 116V115H202ZM237 116V115H236ZM235 116V117H236ZM248 116V115H247ZM246 116V117H247ZM133 117V116H132ZM175 117H176V115H175ZM229 117H230V115H229ZM239 117V116H238ZM237 117V118H238ZM177 118V117H176ZM184 118V117H183ZM209 118H211L210 116L208 117V118H206L207 119V121H210L211 122V120L209 119ZM216 118H217V116H216ZM179 119V118H178ZM240 119H246L245 117L243 118V116H242V118H240L239 117V120ZM247 119H248V117H247ZM247 119H246V121H247ZM256 119H257V117H256ZM138 119H135V117H134V119H133V121L131 122L130 120H128L127 122L126 121H124V123L126 122V125L125 126H127V125H129L128 123H129V121H130V124H134L133 125V127H135V128H132V129H135V132H136V130L139 128L138 126H139V120L137 121ZM177 120V119H176ZM176 120L174 121V123L176 122ZM212 120V121H213ZM217 120V123H215V122H211V125H212V123H214L213 125L214 126H216V125H218V119H216ZM227 120V119H226ZM250 120V119H249ZM254 120V119H253ZM91 121V120H90ZM121 121H122V119H121ZM141 121V120H140ZM178 121V120H177ZM180 121V120H179ZM185 121H186V119H185ZM220 121V120H219ZM163 122V121H162ZM161 122V123H162ZM254 122V121H253ZM97 123H99V122H97ZM230 123V122H229ZM242 123H243V121H242ZM94 124V123H93ZM159 124H160V122H159ZM165 124H166V126L168 127V125H167V123L165 122ZM164 124V125H165ZM203 124V123H202ZM205 124H207L206 123V121H205ZM216 124V125H215ZM85 125H86V121H85ZM105 125V124H104ZM158 125V126H157ZM163 125V126H164ZM204 125V124H203ZM212 125V126H213ZM222 125V124H221ZM220 125V126H221ZM228 125V124H227ZM226 125V126H227ZM230 125V124H229ZM232 125V124H231ZM230 125V126H231ZM36 126V125H35ZM94 126V125H93ZM131 126V125H130ZM170 126V125H169ZM177 126V125H176ZM213 126V127H214ZM220 126H218V127H220ZM229 126V127H230ZM95 127V126H94ZM104 127V126H103ZM132 127V126H131ZM130 127V128H131ZM160 127V128H159ZM165 127V126H164ZM205 127H207L208 129H209V126L208 125H206ZM211 127V126H210ZM217 127V128H218ZM228 127V126H227ZM229 127H228V129H229ZM234 127H235V125H234ZM67 128V127H66ZM101 128H102V126H101ZM105 128V127H104ZM137 128V129H136ZM156 128V129H155ZM159 128V129H158ZM169 128V127H168ZM179 128H181V127H179ZM207 128H206V130H207ZM220 128H223V129H225V126H221ZM231 129H232V126L230 127ZM139 129H142V128H139ZM155 129V130H154ZM211 129V128H210ZM212 129H214V128H212ZM215 129H216V127H215ZM228 129H227V132L229 133V135H230V132H232V130H234V128L229 132L228 131ZM255 129V128H254ZM64 130V129H63ZM100 130V129H99ZM151 130V131H150ZM182 130V129H181ZM219 130V129H218ZM222 130V129H221ZM220 130V131H221ZM101 131H102V129H101ZM145 131V134L148 132H146ZM152 131V132H153ZM172 131H173V129H172ZM199 131V133H200V130H198ZM214 131V130H213ZM217 131V130H216ZM236 131V130H235ZM137 132H139V134H140V130H138ZM148 132V136L151 134L152 135V133H149ZM174 132V131H173ZM192 133H193V131H191ZM202 132H203V130H202ZM217 132H219V131H217ZM103 133H104V131H103ZM157 133H155V136L156 135H158L159 136V138H160V133L159 134H157ZM170 133V132H169ZM182 133V132H181ZM236 133V132H235ZM132 134H134V133H132ZM131 134V135H132ZM161 134H163V131H162V133ZM164 134H166L167 135V133L166 132H164ZM172 134V133H171ZM183 134V133H182ZM209 134V133H208ZM221 134H223V132L222 133H220V135ZM225 134V133H224ZM146 135V136H147ZM165 135V136H166ZM177 135V134H176ZM184 135V134H183ZM134 136H135V134H134ZM153 136H154V133H153ZM170 136V135H169ZM178 136H179V134H178ZM178 136H176L177 138H178ZM194 136V134L193 135H191V137H193ZM222 136V135H221ZM157 137V136H156ZM163 136H161V138H162ZM185 136H183V138H184ZM187 137V136H186ZM188 137H189V135H188ZM188 137L185 139V140H188ZM211 137V136H210ZM233 137V136H232ZM104 138V137H103ZM151 138H154V137H152L151 136ZM165 138H167V137H165ZM183 138H182V140H183ZM216 138H217V136H216ZM108 139V138H107ZM132 139H134L133 137H132ZM163 139V138H162ZM162 139H160V140H162ZM172 139V138H171ZM206 139V138H205ZM224 139V138H223ZM159 140V141H160ZM164 140V139H163ZM163 140H162V142H163ZM166 140H168V139H166ZM166 140H164L168 145H169V141H166ZM179 140H180V138H179ZM182 140H180V142L182 141ZM202 140V139H201ZM217 139H215V141H216ZM220 140V139H219ZM257 141H258V139H256ZM49 141H50V139H49V137H45L44 139H43V143H45V146H46V144H47V146H48V144H49ZM104 141V140H103ZM126 141V140H125ZM147 141V140H146ZM151 141V140H150ZM204 141V140H203ZM221 141V140H220ZM235 141V140H234ZM251 141V140H250ZM52 142V141H51ZM124 142V141H123ZM156 142H157V140H156ZM165 142H164V144H165ZM189 142V141H188ZM191 142V141H190ZM233 142V141H232ZM245 142V141H244ZM98 143H99V141H98ZM108 143V142H107ZM106 143V144H107ZM124 143H126V142H124ZM151 143V142H150ZM194 143H196V142H194ZM105 144V143H104ZM103 144V145H104ZM174 144V143H173ZM192 144V143H191ZM190 144V145H191ZM250 144H252L251 142H250ZM39 145V147L38 148H41L40 146V144H38ZM102 145V144H101ZM103 145L102 146H100L99 145V148L100 147H102V149H104L103 151H100L99 149L97 150V152L95 151V156L94 157H97L98 156V154H101V152H102V154L104 153V154H108L107 152H108V149L105 151V149L107 148V146L105 145L104 146V148H103ZM108 145V144H107ZM118 145V144H117ZM233 145L235 146V144L233 143ZM42 146H43V144H42ZM115 146V145H114ZM193 146H195V144L193 145ZM217 146V145H216ZM232 146V145H231ZM44 147V146H43ZM165 147H169V146H167V145H165ZM190 148V146H187V148L186 149H189ZM253 147H254V145H253ZM252 147V148H253ZM257 147V146H256ZM78 148V147H77ZM76 148V149H77ZM174 148V147H173ZM179 148V147H178ZM177 148V149H178ZM195 148H196V146H195ZM261 148H262V153H261V157L259 158H257L256 159V161H255V164H254V166H255V174H254V178H253V180H254V187H253V189H254V193H253V197L251 198V201H250V206H251V210H247V207L245 206V204H244V202H243V200L245 199L244 198V196L243 195H241L240 194V196L239 197H236V196H231V195H228V197L224 200V201H222V203H220V208H221V211H223L222 212V214H220L221 215V219H220V223H222V224H224V225H229L230 226V228H231V230L233 229L232 227H236V229H237V231L236 230H234V232H232V233H234V235H236L237 234V237H238V235L239 236H243V237H245L246 236V232H244V228H246V225H252V226H262L261 228L264 230V152H263V150H264V142H262V144H261ZM79 149V148H78ZM82 149V148H81ZM85 149V148H84ZM84 149H83V151H84ZM180 149V148H179ZM194 149V148H193ZM204 149V148H203ZM39 150L40 149H38V152H39ZM181 150V149H180ZM192 150V149H191ZM195 150V149H194ZM76 151V150H75ZM79 151H81L82 153H83V151L82 150H79ZM93 151V150H92ZM131 151V150H130ZM171 151H172V153H174L175 152V150L173 151L172 149H171V147H170V153H171ZM177 151V150H176ZM193 151V150H192ZM214 151V150H213ZM218 151V150H217ZM248 151V150H247ZM246 151V152H247ZM37 152V153H38ZM80 152V153H81ZM99 152V153H98ZM106 152V153H105ZM162 152H163V150H162ZM254 152V151H253ZM34 153V152H33ZM84 153H86V152H84ZM92 153V152H91ZM98 153V154H97ZM165 152H163V154H164ZM167 154H168V152H166ZM166 153L164 154V155H166ZM178 153V152H177ZM176 153V154H177ZM179 153H180V151H179ZM214 153V152H213ZM88 154V153H87ZM97 154V155H96ZM132 154V153H131ZM76 155H78V151H77V153H76ZM84 155V154H83ZM90 155V154H89ZM88 155V156H89ZM159 155V154H158ZM169 155V157L168 158H170V156H171V154H168ZM175 155V154H174ZM213 155V154H212ZM252 155V154H251ZM250 155V156H251ZM79 156V155H78ZM92 156H93V154H92ZM167 156V155H166ZM176 156V155H175ZM185 156V155H184ZM204 156V155H203ZM249 156V155H248ZM34 157H35V155H34ZM86 157V156H85ZM91 157V156H90ZM102 157H104V159L106 158L105 156H103V155H101V158ZM122 157V156H121ZM159 158L161 157V155H159L158 156ZM165 156H163V158H164ZM172 157V156H171ZM187 157V156H186ZM213 157V156H212ZM232 157L234 158L235 156H233L232 155ZM237 157V156H236ZM98 158V157H97ZM167 158V157H166ZM204 158V157H203ZM232 158V159H233ZM58 159V158H57ZM103 159V158H102ZM126 159V158H125ZM172 159H173V157H172ZM174 159H176V158H174ZM180 159V158H179ZM193 159V158H192ZM237 159V158H236ZM94 160H96V158L94 159ZM99 160V159H98ZM160 160H161V158H160ZM169 160V159H168ZM181 160H184V159H181ZM213 160V159H212ZM235 160V159H234ZM248 160V159H247ZM1 161V160H0ZM86 161V160H85ZM163 161L164 160H162V162L161 163H163ZM191 161V160H190ZM214 161V160H213ZM233 161V160H232ZM96 162V161H95ZM127 164L130 162V159H129V162H128V159H127ZM176 162H177V160H176ZM212 162V161H211ZM218 162V161H217ZM220 162V161H219ZM224 162V161H223ZM97 163V162H96ZM165 163L166 164H168V165H166V167H171L170 165H169V163H167L166 162V160H165V162H164V164H161V165H164L163 166V168H165L166 169V167H165ZM173 163H174V161H173ZM172 163V164H173ZM180 163V162H179ZM203 163V162H202ZM248 163V162H247ZM127 164H126V166H127ZM189 165H190V163H188ZM214 164L215 163H212V166H214ZM223 165H225V166H223ZM222 165V167H223V169L220 171V175L222 174V171H225V169H224V167L226 168L227 167V164L225 163V164H223ZM248 165V164H247ZM119 166V165H118ZM159 166V165H158ZM211 166V167H212ZM192 167V166H191ZM217 167V166H216ZM120 168V167H119ZM129 168V167H128ZM159 168V167H158ZM172 168H175L176 169V167H174V166H172ZM171 168V169H172ZM179 168H181V167H179ZM178 168V169H179ZM183 168H184V166H183ZM182 168V169H183ZM213 168H215V167H213ZM218 168L219 167H217L216 169H214V170H218ZM121 169V168H120ZM126 169H127V167H126ZM126 169H124V170H126ZM153 169V168H152ZM168 169V168H167ZM178 169H176V171H179ZM187 169V168H186ZM221 169V168H220ZM230 169V168H229ZM158 169H156V171H157ZM227 170H228V168H227ZM226 170V171H227ZM232 170V171H231ZM230 170V172H228L227 171V173H226V171L225 172H223V174H225V175H227V174H229L230 173V175L232 176L233 174H231V173H233V171L235 170H233V169H231ZM153 171V170H152ZM154 171H155V169H154ZM162 171H163V169H162ZM188 171V170H187ZM186 171V172H187ZM140 172V171H139ZM190 172V171H189ZM239 171H237V173H238ZM169 173V172H168ZM181 173H183V170L181 171ZM215 173H217V171H215ZM122 176H124L125 174H126V172L123 174V173H120ZM128 174V173H127ZM142 174H144V173H142ZM179 174H180V171H179ZM178 174V175H179ZM120 175V177H122ZM129 175V174H128ZM158 175H159V173H158ZM165 175V174H164ZM184 175V174H183ZM183 175L181 174V176L180 177H183ZM41 176V175H40ZM125 176H127V175H125ZM166 176H167V172H166ZM197 176V175H196ZM228 176V175H227ZM138 177H139V175H138ZM141 177V176H140ZM186 177V176H185ZM201 177H203V176H201ZM232 177H234V178H232V181L234 180L235 182H236V180H237V184H239V187L241 188V190L243 189V191H244V189H245V186H243L244 185V182H246L245 181V179H246V177H247V173L245 172V170L242 168L241 170H240V172L236 175V176H232ZM128 178V177H127ZM129 179V178H128ZM127 179V180H128ZM176 179V178H175ZM186 179V178H185ZM200 179V178H199ZM220 179H221V182H222V180H224L223 182H222V186H223V188H221V190H220V192H221V198H223L224 197V195H223V197H222V190L224 189V187H226L227 185L225 184L226 183V179H224L222 176L220 177ZM177 180V179H176ZM188 180V179H187ZM195 180V179H194ZM219 180V179H218ZM226 180V181H225ZM147 181V180H146ZM182 181V180H181ZM196 181H198V179L196 180ZM200 181H201V179H200ZM67 182V181H66ZM75 182V181H74ZM155 182V181H154ZM199 182V181H198ZM228 182V181H227ZM146 183V182H145ZM183 183V182H182ZM66 183H64V185H65ZM139 184V183H138ZM142 184V183H141ZM158 184V183H157ZM195 184V183H194ZM219 184V183H218ZM225 184V185H224ZM252 184V183H251ZM63 185V184H62ZM63 185V186H64ZM67 185V184H66ZM65 185V186H66ZM128 185V184H127ZM140 185V184H139ZM198 186V184H197V182H196V184H195V186ZM220 185V184H219ZM64 186V189L66 188ZM73 186V185H72ZM177 186V185H176ZM183 186V185H182ZM199 186H201V184L199 185ZM122 187H123V185H122ZM128 187V186H127ZM202 187V186H201ZM200 187V188H201ZM77 188V187H76ZM120 188V187H119ZM119 188H117V187H115V189H118V190H120ZM176 188V187H175ZM180 188H181V186H180ZM183 188H185V186L183 187ZM193 188H195V187H193ZM61 189H63V188H61ZM72 189V188H71ZM121 189H124V187L123 188H121ZM178 189V187L176 188V190ZM186 189H188L187 187H186ZM185 189V190H186ZM205 189V188H204ZM227 189H229V188H227ZM234 189V193H235V191H237V190H235V189H237V188H233ZM232 189V190H233ZM67 190V189H66ZM184 190V189H183ZM197 190V189H196ZM225 190V189H224ZM241 190H239V192L241 191ZM65 191V190H64ZM122 191V190H121ZM175 191V190H174ZM181 190H178V192H180ZM191 191H193L192 189H191ZM198 191H200V189H198ZM226 191V190H225ZM71 192H73V191H71ZM182 192V191H181ZM181 192L179 193V195L181 194ZM190 192V191H189ZM194 192V191H193ZM219 192V191H218ZM229 192H231V188H230V190H229ZM176 193V192H175ZM198 194H199V192H197ZM232 193V192H231ZM233 193V194H234ZM107 194V193H106ZM144 194V193H143ZM147 194V193H146ZM176 194H178V193H176ZM188 194V193H187ZM154 195V194H153ZM156 195V194H155ZM158 195V194H157ZM88 196V195H87ZM141 196V195H140ZM159 196V195H158ZM181 196V195H180ZM179 196V197H180ZM186 196V195H185ZM190 196V195H189ZM188 196V197H189ZM130 197H132V196H130ZM129 197V198H130ZM143 197V196H142ZM147 197H149V196H147ZM146 197V198H147ZM178 197V198H179ZM112 198V197H111ZM115 198V197H114ZM152 198V197H151ZM150 198V199H151ZM156 198V197H155ZM159 198V197H158ZM160 198H161V196H160ZM191 198V197H190ZM189 198V199H190ZM225 198V197H224ZM188 199V200H189ZM114 200H116V199H114ZM113 200V201H114ZM148 200V199H147ZM160 200V199H159ZM173 200H175V199H173ZM172 200V201H173ZM193 200V199H192ZM192 200H191V202H192ZM203 200V199H202ZM222 200V199H221ZM61 201H63V200H61ZM93 201V200H92ZM99 201V200H98ZM113 201H112V203H113ZM132 201V200H131ZM171 201V200H170ZM177 202H175V201H173V202H171L172 203V205H173V203H178L179 202V200H176ZM115 202V201H114ZM182 202H184V200L182 201ZM185 202H186V206L188 205V203L187 202H189V201H186L185 200ZM184 202V203H185ZM204 201H201V203H203ZM72 203V202H71ZM109 203V202H108ZM130 203V202H129ZM147 203V202H146ZM205 203V202H204ZM55 204H57V203H55ZM73 204V203H72ZM75 204V203H74ZM132 203H130V205H131ZM155 204V203H154ZM192 204V203H191ZM209 204H210V202H209ZM67 205V204H66ZM65 205V206H66ZM142 205V204H141ZM140 205V206H141ZM161 205V204H160ZM168 205V204H167ZM169 205H170V203H169ZM202 205V204H201ZM248 205V204H247ZM51 206V205H50ZM61 206L62 207H65L64 205H63V202H61ZM110 206H111V204H110ZM152 207H153V205H151ZM151 206H149V207H151ZM189 206V205H188ZM206 206V205H205ZM205 206H203V207H205ZM208 206V205H207ZM206 206V207H207ZM216 206V205H215ZM222 206L224 207L223 208V210H222ZM145 207V206H144ZM157 206H155L154 208H156ZM174 207V206H173ZM190 207V206H189ZM189 207H187V209L189 208ZM193 209H192V215H195L196 214V207L195 206H191ZM208 207H211L210 205L208 206ZM112 208V207H111ZM134 208H135V206H134ZM175 208V207H174ZM217 208V207H216ZM49 209V208H48ZM68 209V208H67ZM66 208H65V210H67ZM69 209H71V208H69ZM68 209V210H69ZM114 209H115V207H114ZM113 209V210H114ZM145 209V208H144ZM149 209V208H148ZM160 209H162V208H160ZM201 209V208H200ZM189 210H191L190 208H189ZM245 210H246V212H245ZM64 211V210H63ZM62 211V213L64 214V212ZM139 211V210H138ZM149 211V214H150V210H148ZM152 211H153V208H152ZM156 211V210H155ZM154 211V212H155ZM195 211V212H194ZM202 211V210H201ZM209 211V210H208ZM146 212V211H145ZM169 212H171V211H169ZM169 212H168V214L166 213V215H168L169 216ZM177 212V211H176ZM191 212V211H190ZM97 213V212H96ZM102 213V212H101ZM153 213V212H152ZM172 213V212H171ZM194 213V214H193ZM61 214V213H60ZM66 214V213H65ZM68 214H71L70 212L68 213ZM68 214H67V216H68ZM91 214V213H90ZM89 214V215H90ZM100 214V213H99ZM138 215H139V212L137 213ZM147 214V213H146ZM204 214V215H203ZM96 215V214H95ZM94 215V217H96ZM116 215V214H115ZM114 215V216H115ZM120 215V214H119ZM118 215V216H119ZM165 215V216H166ZM175 215V214H174ZM176 215H177V213H176ZM175 215V216H176ZM201 215H203V217H204V220H206L207 219V217L209 218V219H207L208 220V223H206L205 225L207 226V224H209V222L211 221L210 219V216H209V214H206V210L204 209V213H203V211H202V214ZM59 216V215H58ZM62 216V215H61ZM66 215H64L63 217H65ZM66 216V217H67ZM73 216V215H72ZM76 216V215H75ZM91 216V215H90ZM102 217H103V215H101ZM106 216V215H105ZM148 216H150V215H148ZM165 216H164V218H165ZM167 216V217H168ZM23 217V216H22ZM46 217H47V215H46ZM66 217H65V219H66ZM92 218H93V215L91 216ZM139 217V216H138ZM146 217V216H145ZM174 217V216H173ZM176 217H178V215L176 216ZM187 217V216H186ZM199 217H201L202 219H203V217L202 216H199ZM52 218V217H51ZM108 218V217H107ZM112 218V217H111ZM148 218V217H147ZM161 218V217H160ZM179 218V217H178ZM193 218L195 219L196 217L195 216H193ZM50 218H48V220H49ZM52 219H54L55 220V218H52ZM51 219V220H52ZM64 219V218H63ZM82 219V218H81ZM113 219V218H112ZM146 218H144V220H145ZM149 219V218H148ZM147 219V221H149ZM167 219V218H166ZM170 219V218H169ZM197 219H198V217H197ZM200 219V218H199ZM198 219V222L200 221ZM45 220V219H44ZM47 220V219H46ZM57 220V219H56ZM55 220V221H56ZM67 220V219H66ZM68 220H69V218H68ZM73 220H75V219H73ZM105 220V219H104ZM155 220H156V218H155ZM173 219H171V221H172ZM207 220H206V222H207ZM218 220V219H217ZM28 221V220H27ZM39 221V220H38ZM53 221V220H52ZM90 221V220H89ZM169 221V223H170V220H168ZM175 221V220H174ZM179 221V220H178ZM177 221V222H178ZM181 221V220H180ZM179 221V222H180ZM183 221V220H182ZM192 221H194V220H192ZM195 221H197V220H195ZM194 221V222H195ZM23 222H25V221H23ZM48 221H46V223H47ZM84 222V221H83ZM167 222V221H166ZM166 222H164V223H166ZM191 222V221H190ZM201 222H202V220H201ZM19 223V222H18ZM44 222L42 221V224H43ZM50 224H52L51 223V221L49 222ZM70 223V222H69ZM157 223V222H156ZM203 223V222H202ZM45 224V223H44ZM61 224H62V222H61ZM103 224V223H102ZM118 225H114L115 226V230L114 229H112V230H114V231H110V232H108V231H106L105 232V235L112 241V242H121V241H127L126 243H128V242H130V244H129V247L131 246V243H133L132 241H134L135 239H137V244L139 245V244H141L140 242V240H138V235L136 234V231H134L135 232V234H132V232H131V230H129L128 231V228L127 229H123L122 227V225L121 224H119V223H117ZM144 224V223H143ZM179 224V223H178ZM25 225V224H24ZM27 225V224H26ZM46 225V224H45ZM63 225V224H62ZM69 225V224H68ZM75 225V224H74ZM89 225V224H88ZM148 225V224H147ZM146 225V226H147ZM165 225V224H164ZM180 225V224H179ZM185 225V224H184ZM213 225V224H212ZM7 226V225H6ZM40 226V225H39ZM113 226V225H112ZM122 226V227H121ZM149 227H150V225H148ZM188 226V225H187ZM208 226H211V222H210V225H208ZM214 226H216V224H214ZM83 227V226H82ZM88 227V226H87ZM111 227V226H110ZM127 227V226H126ZM129 227V226H128ZM182 227H183V223H182ZM192 227V226H191ZM225 227V226H224ZM6 228V227H5ZM46 228V227H45ZM98 228H99V226H98ZM134 228V227H133ZM227 228H228V226H227ZM30 229H31V227H30ZM29 229V230H30ZM108 229V228H107ZM165 229V228H164ZM167 229H168V227H167ZM252 229V228H251ZM258 229V228H257ZM58 230V229H57ZM90 230V229H89ZM108 230H110V229H108ZM132 230H134V229H132ZM191 230V229H190ZM194 230V229H193ZM254 229H252V231H253ZM261 230V229H260ZM263 230H261V231H263ZM149 231V230H148ZM155 231V230H154ZM198 231H200V230H198ZM198 231H196L195 230V232L196 233H198ZM202 231H205V229L203 230V229H201V231H200V233H202ZM219 231H220V229H219ZM255 231V230H254ZM37 232V231H36ZM80 232V231H79ZM89 232V231H88ZM87 232V233H88ZM101 232V231H100ZM168 232H170V230L168 231ZM224 231L222 230L221 231V233L223 234V235H225L226 234V236H224L223 237V240L224 241H228V234L227 233H223ZM237 232V233H236ZM248 232V231H247ZM259 232V231H258ZM15 233V232H14ZM187 233V232H186ZM185 233V234H186ZM193 233V232H192ZM199 233V234H200ZM208 233V232H207ZM211 233V232H210ZM18 234V233H17ZM103 234L104 233H102L101 234V236H103ZM158 234V233H157ZM171 234H172V232H171ZM194 234V233H193ZM255 234H256V231H255ZM137 235V236H136ZM159 235V234H158ZM163 235V234H162ZM161 235V236H162ZM202 236H204L205 234L203 233V234H201ZM216 235H217V233H216ZM222 235V236H223ZM29 236V235H28ZM34 236V235H33ZM161 236H159L160 238H161ZM193 236V235H192ZM200 236V235H199ZM206 236H208L207 234H206ZM253 236V235H252ZM257 236V235H256ZM2 237H4V236H2ZM18 237V236H17ZM16 237V238H17ZM26 237V236H25ZM41 237V236H40ZM73 237V236H72ZM136 237V238H135ZM194 237V236H193ZM215 237V236H214ZM22 238H23V236H22ZM78 238H80V237H78ZM146 238V237H145ZM156 238V237H155ZM163 238H164V236H163ZM195 238V237H194ZM201 238H202V240L204 241L205 239H204V237H201L200 236V240H201ZM210 238V237H209ZM208 238V239H209ZM222 238V237H221ZM225 238L227 239V240H225ZM239 238V237H238ZM255 238V237H254ZM95 239V238H94ZM148 239H150V237H148ZM218 239V237L216 238V240ZM156 240H158V238L156 239ZM168 240V239H167ZM199 240V241H200ZM207 240V239H206ZM211 240V238L209 239V241ZM222 240V241H223ZM254 240V239H253ZM12 241V240H11ZM51 241V240H50ZM49 241V242H50ZM166 241V240H165ZM203 241H201L200 243H202ZM212 241V240H211ZM221 241V242H222ZM240 241V243H241V247H242V241H243V239L241 240H239ZM246 241V240H245ZM245 241H243V242H245ZM30 242V241H29ZM52 242V241H51ZM139 242V243H138ZM143 242V241H142ZM225 242V243H226ZM233 242V241H232ZM17 243V242H16ZM88 243V242H87ZM154 243H157V242H154ZM153 243V244H154ZM167 243V242H166ZM166 243H164V244H166ZM204 243H205V241L201 244L202 246H200V247H204L205 245L207 246L208 245V248H210L211 249V247H210V244L208 243V240H207V243L204 245ZM224 243V245L226 246V244ZM50 244V243H49ZM53 244V243H52ZM74 244H77L76 242L74 243ZM152 244V245H153ZM191 244V243H190ZM43 245V244H42ZM154 245H156V244H154ZM167 245V244H166ZM217 245V244H216ZM232 245V244H231ZM230 245V246H231ZM12 246H13V244H12ZM53 246V245H52ZM88 247H89V245H87ZM158 246L160 247V245L158 244ZM199 246V245H198ZM222 246H223V243L221 244V248H222ZM224 246V247H225ZM228 246H229V244H228ZM227 246V247H228ZM239 246V245H238ZM41 246H37V247H34L33 249H31V251L29 252V255L27 254V256H26V258L24 259V261H22V264H52L53 263V261H51L52 263H48V260H45V257L46 258H50V256H45L43 259H40V257H41V253H42V251H41V248H40ZM139 247V246H138ZM157 247V246H156ZM231 247H233V246H231ZM15 248H16V246H15ZM22 248H23V245H22ZM30 248V247H29ZM52 248V247H51ZM132 248H133V246H132ZM188 248V247H187ZM235 248H237V247H234L233 249H235ZM17 249V248H16ZM18 249H20V248H18ZM75 249V248H74ZM85 249V248H84ZM89 249V248H88ZM99 249V248H98ZM135 249H136V247H135ZM158 249V248H157ZM202 249V248H201ZM220 249V248H219ZM223 249V248H222ZM109 250V249H108ZM167 250V249H166ZM188 250V249H187ZM190 250V249H189ZM213 250V249H212ZM218 250V249H217ZM230 250V249H229ZM14 251V249L12 250V252ZM23 251H24V249H23ZM29 251V250H28ZM85 251V250H84ZM110 251V250H109ZM109 251H107V252H109ZM131 251H134V248H133V250H131ZM148 251V250H147ZM147 251H144V252H146L145 254H146V256H145V259L147 258L148 259V257H151V258H153V255H149V253L147 254ZM178 251V250H177ZM215 251V250H214ZM228 251V250H227ZM236 251V250H235ZM251 251V248H250V250L249 249H247V250H243V252H240V253H238V257H240L241 255H244L246 252L249 254V252ZM18 252V251H17ZM103 253H104V251H102ZM136 252V251H135ZM142 252V251H141ZM221 252H223V250L221 251ZM221 252H219V253H217L218 254V256L220 257L221 255L224 257V261H225V263L228 261L227 260V258H226V256H228V255H226L225 253H223V254H221L220 255V253ZM19 253V252H18ZM20 253H21V251H20ZM20 253H19V255H20ZM24 253H26V252H24ZM32 253V255L30 256V254ZM86 253H88V252H86ZM164 253V252H163ZM208 253H210V252H208ZM21 254H23V253H21ZM133 254H135L134 252H133ZM137 254V253H136ZM135 254V255H136ZM158 254H159V252H158ZM19 255H17V256H13L15 259H16V257H18ZM91 255V254H90ZM94 255V254H93ZM100 255V254H99ZM106 255H109V253H107ZM139 255V254H138ZM138 255H136V257H138ZM140 255H142V253L140 254ZM164 255H166V254H164ZM189 255V254H188ZM226 255V256H225ZM133 256V255H132ZM160 256V255H159ZM159 256H155L156 258V260H158V259H160V257ZM197 256V255H196ZM221 256V257H222ZM0 257H1V255H0ZM6 257H8V256H6ZM12 257V256H11ZM11 258V261H13V259L14 258ZM21 257V256H20ZM111 257V256H110ZM183 257V256H182ZM189 257H192V256H189ZM230 257V256H229ZM3 258H4V256H3ZM19 258V257H18ZM22 258V257H21ZM74 258V257H73ZM51 259V258H50ZM75 259V258H74ZM98 259V258H97ZM154 258L153 259H149V261H148V264L150 263L151 264V262L154 264V263H156L154 260H155ZM162 259V258H161ZM163 259H164V257H163ZM162 259V260H163ZM183 259V258H182ZM188 259V258H187ZM195 259V258H194ZM213 259V258H212ZM230 259V258H229ZM234 259V258H233ZM3 260V259H2ZM5 260V259H4ZM72 260V259H71ZM76 260V259H75ZM138 260V259H137ZM154 262H153V261ZM161 260V261H162ZM165 260V259H164ZM178 260L179 259H177L176 260V262H177V264H178ZM199 260V258H198V256H197V260L196 261H198ZM219 260V259H218ZM223 260L222 261H220V263H222L223 262ZM8 260H6V262H7ZM10 261V262H11ZM33 261L35 262V263H33ZM74 261V260H73ZM109 261V260H108ZM192 261H194V260H192ZM191 261V262H192ZM215 261V260H214ZM233 261V260H232ZM5 262V261H4ZM5 262V263H6ZM9 262V261H8ZM9 262V263H10ZM164 262H166V261H164ZM163 262V263H164ZM176 262H174V263H176ZM188 262L189 263H191L189 260H188ZM195 262V261H194ZM201 262V264H203L202 263V261H200ZM218 262V261H217ZM3 263V262H2ZM8 263V264H9ZM107 263V262H106ZM167 263V262H166ZM182 263V262H181ZM188 263V264H189ZM219 263V264H220ZM0 264H1V261H0ZM108 264V263H107ZM142 264H144L143 262H142ZM228 264H230L229 263V261H228Z\"/></svg>", "mask_w": 264, "mask_h": 264}, {"label": "crops", "instance_id": "3", "mask_svg": "<svg viewBox=\"0 0 264 264\" xmlns=\"http://www.w3.org/2000/svg\"><path fill=\"white\" fill-rule=\"evenodd\" d=\"M264 254H262V255H258V254H256V253H254L252 256H251V259H250V264H264ZM240 260L239 259H237L236 260V262L234 263V264H238V262H239ZM244 261H246V258L245 257H243L242 258V260H241V262H244Z\"/></svg>", "mask_w": 264, "mask_h": 264}]
</instances>
